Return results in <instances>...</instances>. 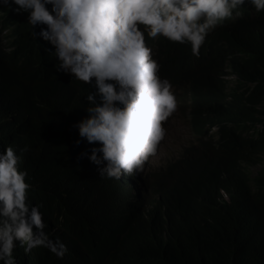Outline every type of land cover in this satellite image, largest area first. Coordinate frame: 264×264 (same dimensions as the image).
Returning <instances> with one entry per match:
<instances>
[{
    "label": "trees",
    "instance_id": "1",
    "mask_svg": "<svg viewBox=\"0 0 264 264\" xmlns=\"http://www.w3.org/2000/svg\"><path fill=\"white\" fill-rule=\"evenodd\" d=\"M24 19L0 6V153L20 155L46 240L27 253L16 242L15 264H264V169L250 172L264 158V13L219 30L196 56L148 37L192 140L120 180L99 177L81 156L98 142L72 127L94 86L37 56L34 46H49Z\"/></svg>",
    "mask_w": 264,
    "mask_h": 264
},
{
    "label": "clouds",
    "instance_id": "2",
    "mask_svg": "<svg viewBox=\"0 0 264 264\" xmlns=\"http://www.w3.org/2000/svg\"><path fill=\"white\" fill-rule=\"evenodd\" d=\"M0 6L26 13L33 38L49 46H34L37 56L54 58L57 71L94 86L84 97L87 115L72 127L99 144L81 156L97 165L100 178L116 180L146 167L167 134L164 123L179 110L148 37L185 43L196 56L219 30L264 13V0H0ZM20 159L11 145L0 153V264H15L16 242L27 253L46 240L38 206L25 197ZM50 251L62 257L67 249Z\"/></svg>",
    "mask_w": 264,
    "mask_h": 264
},
{
    "label": "rangeland",
    "instance_id": "3",
    "mask_svg": "<svg viewBox=\"0 0 264 264\" xmlns=\"http://www.w3.org/2000/svg\"><path fill=\"white\" fill-rule=\"evenodd\" d=\"M187 113L182 114L178 110L174 113V117L170 121L164 123V127L167 129V134L158 145L156 154L150 156L146 161V167L143 168L142 171L136 173L139 178H141L148 171L157 170L170 158L176 157L192 140L188 130L186 118ZM262 169H264V158L258 166L253 167L250 170L251 176L254 177L256 173ZM132 180L133 178L130 177L131 186L135 185Z\"/></svg>",
    "mask_w": 264,
    "mask_h": 264
},
{
    "label": "bare ground",
    "instance_id": "4",
    "mask_svg": "<svg viewBox=\"0 0 264 264\" xmlns=\"http://www.w3.org/2000/svg\"><path fill=\"white\" fill-rule=\"evenodd\" d=\"M245 6H247V5H245ZM140 26H143V25H140ZM223 78H224L225 80H233L234 77H231V76H223ZM145 165H147V162H145L144 166H145ZM137 186H138V185H137Z\"/></svg>",
    "mask_w": 264,
    "mask_h": 264
}]
</instances>
